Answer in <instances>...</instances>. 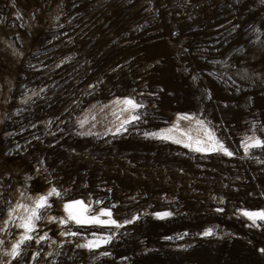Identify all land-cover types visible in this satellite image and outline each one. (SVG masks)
Masks as SVG:
<instances>
[{
	"label": "rangeland",
	"instance_id": "1",
	"mask_svg": "<svg viewBox=\"0 0 264 264\" xmlns=\"http://www.w3.org/2000/svg\"><path fill=\"white\" fill-rule=\"evenodd\" d=\"M197 120L231 156L150 135ZM250 137L264 141V0H0V264H264V220L239 215L264 212ZM77 200L121 226L71 228Z\"/></svg>",
	"mask_w": 264,
	"mask_h": 264
},
{
	"label": "snow or ice",
	"instance_id": "2",
	"mask_svg": "<svg viewBox=\"0 0 264 264\" xmlns=\"http://www.w3.org/2000/svg\"><path fill=\"white\" fill-rule=\"evenodd\" d=\"M120 103H123L126 107L123 109L124 111H130L131 113H134L130 116V120L124 121L123 123H129L131 121L139 120L140 116L138 114H135L137 112V109L141 107L142 105L137 103L131 98L124 99ZM178 119L180 120H190L192 117L189 116H181ZM199 128L204 133V139H200L199 137L193 139L190 135H188L185 132H181V135H188V143H184L185 147L190 148L191 150H194L196 152H208V151H219L223 152L226 155L231 156L232 153L227 150V148L224 146L223 143L216 140L214 133L209 131L203 121L197 120L196 121ZM83 126V122H82ZM179 129V125H174L172 128H169L165 130L164 132H158V133H151L150 135L159 138V139H173V142L175 143H182L180 140L174 139L170 134L177 131ZM244 151L246 154H248L249 149L256 148V147H264V141L261 139H258L256 137H250L243 143ZM59 195L57 190L55 188L51 189V191L48 193V196L51 195ZM48 197L47 196H39L34 201V207L31 209H26L28 211V215L22 218V222L19 227L24 229L25 235L21 237V240L13 246L11 255L13 257L19 255V247L21 244H23L26 240L32 239L30 235H28L29 232L33 231L35 229V221L38 219H41L39 215V211L45 207L48 206L47 204ZM65 211L68 214V219L74 220L76 224L82 225V224H113L117 227H120L121 225L117 224L114 220H111L112 213L109 210H102L99 214V216H108V220H101L99 216H86L85 214L89 211V209L84 205L82 201H73L70 204H65ZM169 215V213H158V218H163L165 216ZM242 215L248 217L250 220H253L255 222L256 218L264 219V212H243ZM64 223V221H62ZM128 223H131V221H128ZM72 235H76V233H70ZM212 234V230L208 229L206 230L203 235L209 236ZM45 237H41L40 239H44ZM99 243L95 241H90L86 245H80V247H98ZM106 254V253H105Z\"/></svg>",
	"mask_w": 264,
	"mask_h": 264
},
{
	"label": "bare ground",
	"instance_id": "3",
	"mask_svg": "<svg viewBox=\"0 0 264 264\" xmlns=\"http://www.w3.org/2000/svg\"><path fill=\"white\" fill-rule=\"evenodd\" d=\"M113 100H114V102H115V104H116V107H118V109L121 111V113L126 117V120H129V118H130V116H131V112H130V111H124L123 109H124L126 106H125L123 103H120V102L123 101L124 99H117V98H115V99H113ZM127 118H128V119H127ZM114 121H115V120H114ZM195 122H196V121H195ZM119 123H120V122H119ZM119 123H118V125H119ZM121 123H122V122H121ZM121 125H122V124H121ZM174 125H176V122L169 123V126L163 128L160 132H164L165 130H167V129H169V128H172ZM194 125H195V123L193 124V126H194ZM196 125H197V123H196ZM196 125H195V126H196ZM195 126H194V127H195ZM197 127H198V126H196L194 129H192V132H191V131H188V132H185V133H187L188 135H190L193 139H195V138H197V137H199L200 139H204L205 137H204V133H203V131H202L200 128H197ZM113 131H114L113 134H118V133H121V132H122V130H120V127L115 128ZM181 132H182V130L178 129L177 131L171 133L170 135H171L172 137H174V139L182 141V143H175V142H173V139H162V140L167 141V142H171V143H173V144H175V145H179V146H181L182 148H185V149H187V150L193 152L194 150H191L190 148L184 146V143H188V142H189V141H188V135H181ZM241 149L243 150V152H245V151H244V147H243L242 145H241ZM194 152H196V151H194ZM197 153H199V154H208V153H212V151H208V152H197ZM77 201H80V200H77ZM71 202H73V201L64 202V203L62 204V211H63V214H64V216H65V219H66L67 221H69V223H70V225H71V228H73V229H75V228H88V227H94V228H110L111 226H113V224H92V223L82 224V225H78V224H76L74 220H70V219H68V214H67L66 211H65V204H70ZM102 210H103V209H99V210H98V212H97V216H99V214H100V212H101ZM243 212H249V211H240V212H239V215L241 216V218H243L244 220H246V221H248V222H253V220H250L248 217L242 215ZM255 212H256V213H259L260 211H255ZM160 213H168V212H160ZM28 214H29V213H28V211H26V210H25L24 212H22V214H20L19 218L17 219V220H18L17 222H19L18 225L21 224V222H22V218L25 217V216L28 215ZM88 214H89V213H86L85 215L87 216ZM157 214H158V213H157ZM157 214H154V215H153L154 218H156V219H165V218H168V217L170 216V215H167V216H165V217H163V218H158ZM95 216H96V215H95ZM103 217H104V219H102V220H108V219H109L108 216H103ZM262 220H264V219H259V218H256V219H255V221H262ZM18 225H17V229H18V230H22V233H23V234H19L18 237L25 235L24 229L21 228V227H19ZM75 230H76V229H75ZM75 230H74V231H75ZM31 232H32V231H31ZM29 233H30V232H29ZM199 237H208V236H205V235H203V233H202Z\"/></svg>",
	"mask_w": 264,
	"mask_h": 264
},
{
	"label": "trees",
	"instance_id": "4",
	"mask_svg": "<svg viewBox=\"0 0 264 264\" xmlns=\"http://www.w3.org/2000/svg\"><path fill=\"white\" fill-rule=\"evenodd\" d=\"M160 212H168L169 214H170V212L169 211H167V210H162V211H160ZM157 213H159V212H157ZM171 215V214H170ZM170 217V216H169ZM168 217V218H169Z\"/></svg>",
	"mask_w": 264,
	"mask_h": 264
}]
</instances>
